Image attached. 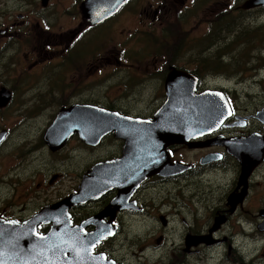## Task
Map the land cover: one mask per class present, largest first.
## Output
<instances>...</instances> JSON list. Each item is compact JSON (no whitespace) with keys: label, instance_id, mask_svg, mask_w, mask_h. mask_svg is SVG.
Returning a JSON list of instances; mask_svg holds the SVG:
<instances>
[{"label":"flooded vegetation","instance_id":"af4514ba","mask_svg":"<svg viewBox=\"0 0 264 264\" xmlns=\"http://www.w3.org/2000/svg\"><path fill=\"white\" fill-rule=\"evenodd\" d=\"M51 1L39 11L0 17V40L7 41L0 50L8 56L3 67L13 81L0 83V92L7 93L0 121L12 101L27 109L22 116L47 111L41 137L32 146L50 156L43 170L15 172L11 193L0 197V220L21 225L62 202L64 226L82 225L86 234L106 231L91 251L106 264H264L259 261L264 249V68L227 74L224 57L226 29L233 24L228 15L244 14L243 0H126L117 12L93 23L81 13L83 0H70L60 11L49 8ZM130 15H136L135 26L126 22L117 33ZM52 18L58 20L55 29ZM18 43L26 47L22 62L5 54ZM180 76L186 78L184 86L194 83L196 92L223 95L227 114L220 124L182 141L162 140L151 149L156 158L146 165L97 174L101 186L97 182L92 196L79 198L92 166L118 160L136 147L167 100V89L179 94ZM233 76L235 86L218 80ZM61 111L65 135L49 141L51 147L45 134ZM83 111L94 116L88 119L94 137L86 135L87 119L74 117ZM3 130L0 155L9 127L1 125ZM2 182L0 173V187ZM46 220L36 225L40 235L51 228ZM132 220L140 222L135 235L142 242L131 252L135 262L125 256Z\"/></svg>","mask_w":264,"mask_h":264},{"label":"rangeland","instance_id":"374dc122","mask_svg":"<svg viewBox=\"0 0 264 264\" xmlns=\"http://www.w3.org/2000/svg\"><path fill=\"white\" fill-rule=\"evenodd\" d=\"M247 0H243V5ZM70 0H52L49 8L54 11H60L64 7L70 6ZM40 0H0V17L14 16L17 12L29 11L35 8L37 11L41 8ZM264 7V6H258ZM256 8V7H255ZM244 14L234 16L229 13L228 17L232 18L233 24L230 28H227L228 42L227 53L224 57L227 59V74H234L236 70L242 69L243 74L249 75L250 71L264 68V8H243ZM253 9V10H251ZM37 16V15H36ZM3 19H0V22ZM58 20L51 19V27L55 29V23ZM130 28L135 26L137 22L136 15H130L128 19L123 20L117 26V33H120L125 23ZM254 28L258 29L256 31ZM244 34L236 40L234 45L229 43L236 37L240 31ZM251 31V33H250ZM214 32V31H213ZM118 35V34H117ZM156 40L163 42V38H156ZM216 41L217 39H213ZM7 43L5 40H0V48L3 43ZM221 46V45H220ZM26 47L20 43L13 44L8 47L5 54L13 55L14 61L22 62V50ZM0 50V83H6L7 85H13L11 80V72L3 67V63L7 60L8 56L1 55ZM19 54V57L17 56ZM215 60H212V63ZM236 66V67H234ZM21 70V67H19ZM264 74V71L261 73ZM233 76L227 79L219 78V82L225 85L235 86L237 85L236 78ZM142 110L143 108H137ZM27 109H19L17 103H12L2 111L4 123L0 121V126L5 128L9 127V134H7V142L2 149L0 155V173H3V182L0 187V197H5V193L10 194L11 188H13V177L17 170L26 169L27 171H39L43 170L50 163V156L44 149L34 150L33 144L38 140L40 135V129L43 126V118L47 111L41 116H22L23 112ZM46 128V127H45ZM87 158V155H84ZM139 221L132 220L131 233L128 235L126 245H130V248L126 251V258L129 261L135 262L136 257L131 255V252L137 251L141 246V239L135 235V232L139 230ZM118 245V241L116 243ZM121 252L124 249L120 250ZM259 256L260 263L264 262V249H261ZM162 254L161 250L157 251L150 256L157 257ZM254 258V255L252 256Z\"/></svg>","mask_w":264,"mask_h":264},{"label":"water","instance_id":"95a60500","mask_svg":"<svg viewBox=\"0 0 264 264\" xmlns=\"http://www.w3.org/2000/svg\"><path fill=\"white\" fill-rule=\"evenodd\" d=\"M124 1L125 0H85L81 6V13L83 14L84 19L91 22L92 18L99 15V13H106L108 10H111V14L115 13L123 5ZM47 2L48 0H41L43 6H45ZM260 5L264 6V0H247L243 7L250 8ZM0 95L1 106L2 100L5 99L4 97H6L7 93L3 91L0 92ZM172 96L173 94L169 90L167 92L166 104L157 114L160 118H165L166 114L169 118H172L173 113H175L174 117H177L178 113V117L180 118L179 128L181 129H179V133L176 131L175 135H172V129L175 127L173 119L159 122L157 128H164L165 130L157 132V138L159 139L163 138L164 140H167L174 137L175 139L179 138L177 141H182L183 134L186 135V133L189 132L188 129L190 126L187 123L189 119L208 118V122L195 123L192 125L199 128L202 126L206 127L214 125L225 117V114L223 113L225 112L224 104H226V102L222 94L219 92L206 90L202 93L196 94L194 89H192L191 92H180L179 104H176L174 108H172L171 104ZM157 114L155 115L156 118ZM59 117L60 114L57 119ZM169 124L172 128L168 127ZM4 136L5 130L0 133V142ZM46 141L51 147H53L47 139ZM139 151L143 152V148L139 147ZM142 156L141 158H137V155H132V165L139 161H142L143 163L145 161L147 162V158L144 155ZM94 168L95 167H92V170L89 171L87 177L84 176L81 187L82 191L92 188L94 183V178H92ZM62 206H64L62 202L54 203L51 206L44 208L25 223L21 225L12 224L13 228L11 232H2L4 223L3 220H0V261H10L14 262V264H100L97 263L95 259H91L87 253L85 246H87L88 239L85 238L86 236L78 231H72L74 230L72 228L63 231L61 221ZM44 219H48L45 222H50L52 224L51 229L45 235H38L36 233V225L39 221L43 222ZM103 238V236L99 237L94 245L99 243ZM4 246L9 247L7 251L4 249ZM10 248H13L12 252L10 251ZM88 256L90 259L87 258Z\"/></svg>","mask_w":264,"mask_h":264}]
</instances>
